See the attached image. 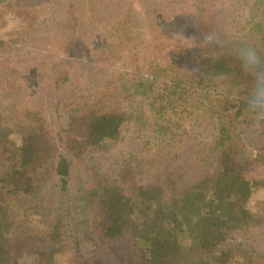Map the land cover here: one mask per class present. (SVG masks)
<instances>
[{"label":"trees","instance_id":"1","mask_svg":"<svg viewBox=\"0 0 264 264\" xmlns=\"http://www.w3.org/2000/svg\"><path fill=\"white\" fill-rule=\"evenodd\" d=\"M26 1L50 14L19 9L26 26L0 40L11 66L0 68V264H56L67 226L78 244L71 264H264V204L250 206L264 188V122L254 126L234 92L250 79L239 62L204 43L231 29L264 55V0H163L161 12L153 0L15 2ZM90 4L108 16L99 33L80 20ZM114 58L120 71L104 65ZM23 68L36 69L32 80ZM122 145L132 159L110 174L92 170L68 208L76 222L59 203L44 232L13 234V204L54 176L64 191L76 161Z\"/></svg>","mask_w":264,"mask_h":264},{"label":"rangeland","instance_id":"2","mask_svg":"<svg viewBox=\"0 0 264 264\" xmlns=\"http://www.w3.org/2000/svg\"><path fill=\"white\" fill-rule=\"evenodd\" d=\"M15 1L16 0H13L10 6H7L8 3L0 4V40L6 41L9 39H14L16 33L21 31L26 26L28 21V15L24 13H19V9L26 8L27 10H33L34 8L37 12V16L40 15V17H44L50 14V9L46 5L41 4V5L33 6L28 4L29 1H26L24 5H21L23 7H20V5H18L17 2ZM81 1L82 4L88 3L87 0H81ZM128 1L131 3L132 0H128ZM139 1L140 0H136V2L133 3V5L134 6L138 5ZM151 3H152L151 7H153L154 9L155 7H158L160 12L165 10L164 3L166 4V1H164L163 3V0L160 1L153 0ZM83 6L84 5H81V8H83ZM88 6L89 8L92 9L91 11L94 14H92L89 10L85 12V15L81 16L80 19L81 23L87 26L88 29H93L97 31L101 30L100 29L101 27L99 29L96 28L99 26L102 20L104 22L109 21L106 12L100 9H96L98 6H94V4H90ZM216 8H218V10H216ZM216 8L215 11L219 15L220 12L227 11L228 9H230V6L227 4V6H225L226 9L225 8L222 9V7L218 5ZM84 9H86V5ZM232 9L233 6H231L230 10ZM236 10H239L238 7ZM68 12H69L68 9L67 10L65 9V12L62 15L67 14ZM10 14L13 18H19L21 23L18 27L13 28L11 30H7L8 20L6 19V17H8ZM59 14L61 13L59 12ZM83 32L85 33L82 34L84 36L83 38L91 37L90 34L84 28H83ZM97 33H99V31ZM120 41H122L120 43L122 46L121 48L127 51L128 50L127 43L123 39H121ZM95 46L97 48V45ZM112 49L114 50L115 48ZM125 51L123 52L125 53ZM0 54L5 55L3 51H0ZM4 61L5 60L3 59V56L0 55V68H4V66L11 67L9 63L7 64ZM104 65H106L105 67L107 68V70L110 69L109 67H112V69L115 68L117 71H120V68L123 67L122 61L120 59H115V58L106 62ZM18 72H22L24 76L32 80V78H34V75L36 74L35 73L36 69L23 68V69H18ZM1 73H3L4 75L8 72L5 69H3ZM1 73H0V78H2ZM31 101L34 103L43 102L39 98L36 99L33 98ZM234 125L236 126V124ZM14 137L15 135L13 136V138ZM243 140L244 142H247L246 138H243ZM133 151L134 150L131 147V145H126V146L122 145V147L118 148L117 151L116 150L112 151L110 154L107 153L103 157L97 158V160L92 158L93 160L88 159L84 162L76 161L73 164V168L70 170V175L67 178V182H66L67 188L64 191H62L63 190L61 188L62 182L59 177L54 176L50 179H47L44 187L42 188V190L39 191V194L32 196L29 199L24 200L23 202L17 203V205L13 204L10 207L11 210L9 215L10 218L13 220V230H14L13 234L21 235V236L27 234L36 237L37 235L40 234L41 231L44 232L43 228H45V226H48L45 225L44 222H47V218H49V215L52 217L51 214L52 210L54 208H58L57 205L59 203L62 204L63 206L62 207L63 210L59 208L60 211L66 212V213L64 212L66 215L65 222L68 221L69 224L76 222L73 221L70 216H68V212H69L68 208L71 206L74 207V205H78L79 202L77 201V199L79 198V196L77 192L80 189V187L87 189L90 188V185L87 184L91 182L90 180H91L92 170L94 168L98 170L99 167V169L102 168V171L105 170L103 172L110 174L111 171L109 170H111L113 167L120 168V166L124 164L123 162H125L128 158L132 159L133 156L131 155V152ZM131 163L134 164L135 162L132 160ZM260 168L261 167H257V169H254V167L247 166L246 170L248 169V172H250L251 174H256L257 172H259L260 174L261 172ZM261 204H264V188L259 189L255 194H253V196L250 199V206L252 207V209L253 208L256 209L257 206H260ZM76 216H78L77 213ZM80 228L82 229L83 227ZM73 230L75 231L74 225H73ZM64 231H65L64 241L68 247L63 252H60L55 255L54 261L56 264H71L72 257L74 256L75 252H77L76 248L78 247L77 246L78 244L76 243V241H74V238L70 236L71 233H74L73 231H71V227L67 226V228H65ZM130 242L131 241L129 240V238L125 237V240H123L122 243L117 246L120 256H122L126 251L129 252L130 244H131ZM44 243L46 246H48L47 240ZM85 245L86 244L83 245L82 249L85 248ZM29 260L30 259L28 258L27 259L24 258L23 261H25L27 264H30L28 263Z\"/></svg>","mask_w":264,"mask_h":264},{"label":"clouds","instance_id":"3","mask_svg":"<svg viewBox=\"0 0 264 264\" xmlns=\"http://www.w3.org/2000/svg\"><path fill=\"white\" fill-rule=\"evenodd\" d=\"M8 20L7 30L20 25L19 18H13L11 14ZM186 43V42H185ZM208 48H219L226 54L234 57L239 62L240 68L250 78L247 86L241 90L234 86L235 94L242 91V102L254 126L264 122V55L251 43L246 42L239 33L234 30H225L222 34L210 31L204 38ZM213 81L223 79V76L215 73L209 77Z\"/></svg>","mask_w":264,"mask_h":264}]
</instances>
